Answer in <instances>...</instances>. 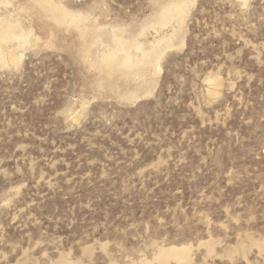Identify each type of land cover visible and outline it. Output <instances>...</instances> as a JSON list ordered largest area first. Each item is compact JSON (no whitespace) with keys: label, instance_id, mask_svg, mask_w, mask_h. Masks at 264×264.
Returning <instances> with one entry per match:
<instances>
[{"label":"rangeland","instance_id":"rangeland-1","mask_svg":"<svg viewBox=\"0 0 264 264\" xmlns=\"http://www.w3.org/2000/svg\"><path fill=\"white\" fill-rule=\"evenodd\" d=\"M0 264H264V0H0Z\"/></svg>","mask_w":264,"mask_h":264},{"label":"water","instance_id":"water-1","mask_svg":"<svg viewBox=\"0 0 264 264\" xmlns=\"http://www.w3.org/2000/svg\"><path fill=\"white\" fill-rule=\"evenodd\" d=\"M108 62H109V64H110V67L111 66H113V65H115V64H123L124 62H125V60H122V62L121 63H115V58L114 57H111V58H108V60H107Z\"/></svg>","mask_w":264,"mask_h":264}]
</instances>
